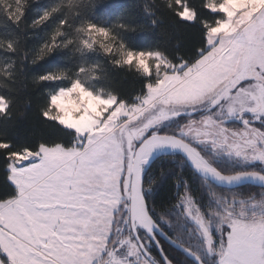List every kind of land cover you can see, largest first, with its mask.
I'll use <instances>...</instances> for the list:
<instances>
[{
  "label": "snow or ice",
  "instance_id": "snow-or-ice-1",
  "mask_svg": "<svg viewBox=\"0 0 264 264\" xmlns=\"http://www.w3.org/2000/svg\"><path fill=\"white\" fill-rule=\"evenodd\" d=\"M0 166V264H264V0H0Z\"/></svg>",
  "mask_w": 264,
  "mask_h": 264
},
{
  "label": "trees",
  "instance_id": "trees-1",
  "mask_svg": "<svg viewBox=\"0 0 264 264\" xmlns=\"http://www.w3.org/2000/svg\"><path fill=\"white\" fill-rule=\"evenodd\" d=\"M104 2L105 3H114V2L120 3V2H122V3H127V4H133L135 2V0H104ZM30 43H32V41H30ZM122 87L130 88L131 85L126 83V84L122 85ZM0 167H2V166H0ZM3 180H4L3 172L0 171V187H3Z\"/></svg>",
  "mask_w": 264,
  "mask_h": 264
}]
</instances>
